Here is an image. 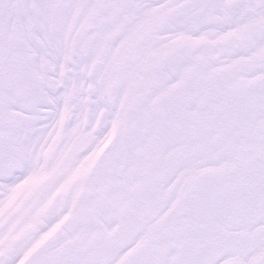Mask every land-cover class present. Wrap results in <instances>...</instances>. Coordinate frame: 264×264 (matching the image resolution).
<instances>
[{
    "label": "snow or ice",
    "instance_id": "6c2138e0",
    "mask_svg": "<svg viewBox=\"0 0 264 264\" xmlns=\"http://www.w3.org/2000/svg\"><path fill=\"white\" fill-rule=\"evenodd\" d=\"M0 264H264V0H0Z\"/></svg>",
    "mask_w": 264,
    "mask_h": 264
}]
</instances>
